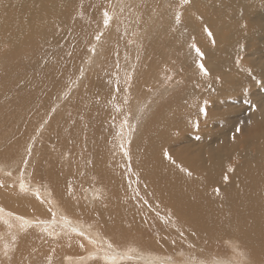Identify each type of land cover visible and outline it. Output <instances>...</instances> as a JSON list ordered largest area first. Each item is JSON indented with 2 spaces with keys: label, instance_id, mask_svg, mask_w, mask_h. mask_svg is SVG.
I'll list each match as a JSON object with an SVG mask.
<instances>
[{
  "label": "bare ground",
  "instance_id": "bare-ground-1",
  "mask_svg": "<svg viewBox=\"0 0 264 264\" xmlns=\"http://www.w3.org/2000/svg\"><path fill=\"white\" fill-rule=\"evenodd\" d=\"M111 1L113 4L110 3V6L115 11L120 8V3L122 4L123 0ZM127 1L133 5L137 2V0ZM199 1L208 10H212V13H209L210 17L196 19L199 23L201 22L202 26L211 27L213 30L212 37H206L207 39H204L205 43H200L199 45L200 51L204 55L203 61H200L203 62L208 70V75L207 77L205 75L204 77L198 76L196 82L185 81L191 76L194 77L197 72L194 69L190 71L184 69L183 72H180L184 76L183 81L181 79L182 82L176 83L173 80L172 88L170 84L162 85V87L155 88L154 94H157L156 92L159 90L157 96H160L161 93L169 91L171 88L179 93L178 97H181L182 102L185 103L184 106L187 107L192 102L201 100L205 107L210 110V115L217 112V109L223 104V102L218 101L220 97L224 99L225 96L231 95L241 100L237 108L245 107V111L251 112L253 111L252 105L256 106L253 111L255 114L247 116V121H251V123H248L250 126L248 124L246 126L245 124L242 125L246 128L241 131L243 135L240 133L235 134V127L227 129L224 134H226L229 142H225L226 138L220 139L224 134L211 139H206L203 136L193 137L187 135L179 139L178 136L172 137L169 135L171 125L168 126L170 130L168 129L164 133L160 132L167 126L166 122L169 120H164L165 122L157 120L153 126H146L144 124L146 123V118L144 121L137 117L131 118L133 125L138 126L133 132L137 138V145H133V150L126 151V157L118 156L116 163L118 166H123L124 160L128 158L127 169L124 165V170L121 171H127L128 173L129 185L124 187L128 193L134 191V189L139 191L144 201L139 198L135 200L137 197L131 196L134 198L132 199V205L134 203L136 205L132 207L130 204L129 207L131 209L129 211L125 209V211H128L127 215H130L129 221H126L128 220L126 216L121 215L119 220L115 222L108 220L107 223L105 220L98 222V215L101 205L104 206L107 212L108 210L111 212L109 208L113 204L108 200L111 199L112 190L114 184L117 185L118 178L116 177V179L115 175L111 173H106L105 177L111 182L103 183L100 179L92 180L89 175L85 176L84 172L88 173L86 161L79 157L82 156V153L79 154L75 151L79 147L77 145L69 147L67 142H63L65 132L68 129L54 124L51 119H48L51 120L50 123H48V120L46 122L43 121V125H40L43 131L51 128L47 131L50 134L47 132L44 133L46 135L43 132L41 133L46 139L50 140V137L56 132L53 137L56 147L54 148V154H50H52L54 159L61 158L62 160L66 158L67 162L69 161L70 166L62 164L65 173L68 170L70 173L75 170L80 171H78L76 177L60 174L56 178L55 174H53L51 181L54 184H51V188L59 187V183H65L66 180L70 182V187L68 188L69 201L67 198V202L64 204L58 199L56 201L58 209L53 210L40 199L43 196L42 192H38L39 198H37V195L33 196L27 192L28 201H22L19 198L10 200L9 193L7 194L5 191L10 187L15 188L14 182L4 178L7 182L1 183L3 177L0 176V190L2 193L0 195L2 196L0 197V209H2L0 211V219L11 222L9 223L11 227L8 224H0V264H21V261L30 254H36V258L31 260L32 262L25 264H230L238 257L232 252L230 247H228L227 255L212 251L217 242L224 243L226 238H229L226 240L234 241L240 246L238 251L245 253L243 259L246 264H264V132L255 131L257 127L255 123L264 122V64L247 62V65H244L243 60L246 59L240 50L243 40L247 39L250 34H260V31H264V0H256L255 2L237 0V6L234 10L229 9L227 5L232 4L236 0ZM257 1L261 2L258 4V6L262 7L260 12L255 5L258 3ZM108 4H106L107 7ZM67 5L66 0H0V51L4 46L8 47L1 51L0 55L16 52L19 48L26 46L25 44L33 41L39 42L44 50L56 46H59L61 50L66 45L72 47L69 30H66L62 14L63 12L65 14L64 10H66ZM165 5L167 4L165 3ZM194 9V7L190 9V12L194 13ZM66 14L68 13L66 12ZM69 15L71 14L69 13ZM216 16L226 24V31H221L220 27L216 25L217 23L211 24V21ZM258 16L261 19L260 23L257 22ZM150 17L151 20L154 19V16ZM166 17L163 24L166 25L165 27L163 25H155L153 24L154 22L151 23L150 21L149 31L159 30L165 34L168 33V41H171L170 36H173L174 32H170V29H174V23L169 16ZM238 20H241V29L234 30L230 35V24ZM195 21L192 24L188 22L189 26L186 28H195ZM131 23L133 24V22ZM137 24H135L136 27ZM62 26L64 29H62ZM58 27H61V30ZM130 27L132 28V25ZM106 34L110 35L108 32ZM261 38L260 40L264 41V37ZM173 46L172 50H167L168 53L174 52L175 54L178 51L177 44H173ZM52 52L54 54V51ZM87 54L83 61L90 62L86 66L89 70L86 73L83 72L84 70L82 71V76L79 79L82 82L78 80V83L73 84L71 88L74 87V90L69 88V92L65 96L66 100L74 99V93L79 90L80 86L85 84L86 74L91 75L92 73L94 75L97 72V68L94 67L99 65V62H97L99 54L96 51L92 56L88 51ZM254 54L257 60L261 59L264 61V45L257 47ZM50 55L48 52L47 57L34 62L30 61L29 63L31 64L28 65L27 72L25 71L27 75L21 73V71L16 77L14 70H10L9 73L13 75L9 74V76H15L14 80H18L21 83L17 86L22 89H32L33 94L40 93L42 89L49 92L47 85L44 87L40 84V82L42 84L44 82L37 75H35V81L40 82H36L35 86L30 88V78L28 76L29 72L47 69L40 72L39 75L53 82V76L44 75L51 68L49 67L51 66L50 63L54 62L55 56L49 57ZM192 56V54H185L184 63L191 64L190 59ZM174 57L173 61L176 62ZM153 67L154 63L152 62L151 68ZM89 75L86 77L89 78ZM134 76L138 80L139 74L136 69ZM221 78L224 81L222 85L220 84L223 81L219 82ZM246 84L254 87L252 94H250L251 92L248 94L252 97V101L247 96L245 98L241 96L245 91ZM182 86L183 89L181 88ZM104 88L111 89V87L107 86ZM104 88L100 89L102 95H104ZM99 96L101 95L99 94ZM115 96L117 97L116 94ZM133 96L135 95L133 94L132 98H134ZM157 96L155 97L156 99ZM104 97L106 95L101 96L99 101L94 98L98 102L95 101L93 107L99 109L100 117L103 116L108 106ZM110 97L112 98V95ZM62 98L63 96H61ZM156 99H152V101L155 102ZM78 100L79 98L77 97ZM116 100L121 99L117 97ZM205 101H207L206 104ZM243 101L245 102L243 103ZM246 101L248 104H246ZM75 103L77 102L75 101ZM101 103H105L106 107L103 108L104 106ZM242 104L244 107H242ZM57 106L59 105H55V111L59 112L60 110ZM164 106L157 105L156 107L161 112L162 109L166 110ZM136 107L144 109L146 104L143 106L139 104ZM117 109L118 106H115L111 110L122 114ZM61 113H58L59 116ZM145 114L143 113V115ZM252 115L253 117H251ZM98 122L101 123V119ZM247 126L250 128L248 129ZM146 128L152 129L143 136ZM31 133L29 132V134ZM13 134L11 132V134L4 135L3 138L13 140ZM41 134L39 133L37 140L42 141V145H45ZM231 134H235V140L232 139L233 135ZM35 135L36 133L33 132L29 139ZM163 139L166 140L165 144L161 143ZM214 143H217L215 147L210 146V144ZM15 149L16 147L9 149L7 145L1 142L0 172H5L8 168L14 166L9 157ZM65 151H69V155L62 157L66 156L63 155ZM165 151L168 152L169 158H165ZM183 152L188 161H183ZM111 153H115V149H112ZM129 158L131 159V165ZM34 159L35 157L32 158V160ZM41 160L38 159V162L40 163ZM14 162H17V159ZM62 162L64 163V161ZM39 168L37 167V169ZM230 168L231 171L229 170ZM133 169L136 173H134ZM131 171L132 175L129 174ZM80 177L85 180L83 185L76 182V179ZM12 178L16 185L17 179L15 177ZM21 182H23L25 188L30 189L28 191L34 192V189L27 186V182L25 183L22 179L19 183L21 184ZM118 183L121 185V180ZM63 188L59 187L58 189L62 191ZM16 189L13 191L18 192ZM217 189L219 192L216 191ZM35 192L37 191L35 190ZM121 195L123 196V194ZM127 198L129 197L127 196ZM124 201L127 202L126 198ZM124 203L121 199L114 205L123 206ZM158 204L162 206V211H170L168 217L163 218L160 215L161 211L157 209ZM174 208L178 210V215L171 213ZM25 210L27 213H25ZM51 211L55 213L54 221H48L46 217ZM123 213L125 214V212ZM136 213L140 215V218L136 216ZM38 216L42 217L39 221H46L47 223L38 224ZM16 217H23L31 226L21 228L22 222L17 220ZM86 219H88L89 224H79ZM66 221H73L76 224L66 223ZM146 222L151 225L148 227L147 224H144ZM144 226H147L151 232H156V234L147 235ZM44 228H47L48 232L43 231ZM72 228L82 231L84 236L77 235L76 232L71 230ZM48 233H51V235ZM90 240L95 241V243H91ZM109 243L112 245L111 249L107 247ZM5 252H7V255H5ZM105 257L108 258L106 259ZM239 258L241 259V257ZM123 261L124 263H119Z\"/></svg>",
  "mask_w": 264,
  "mask_h": 264
},
{
  "label": "rangeland",
  "instance_id": "rangeland-1",
  "mask_svg": "<svg viewBox=\"0 0 264 264\" xmlns=\"http://www.w3.org/2000/svg\"><path fill=\"white\" fill-rule=\"evenodd\" d=\"M66 1L68 5L66 6V10H64L65 14L64 12L62 14L64 17L66 30H69L72 47H70V45L69 47L66 45L63 46L61 50L59 46H56L44 50L39 42L33 41L25 44L26 46L19 48L18 50H16V52L0 55V57L2 56L0 58V144L1 142H3L8 146L9 149L12 147H16V149L9 157V160L14 163V166L8 168V170H6L5 172H0V176L3 177L4 181H1V183L7 182L6 180H12L11 182H14L15 188L10 187L6 191L4 190L7 194L9 193L8 195L10 200L19 198L22 201H28L26 196L27 192H29L33 196H36L38 192H42L43 196L40 199L43 200L51 210L58 209V206L56 204V201L58 199H60L62 203L66 204L69 195V180H66L65 183H59L60 185L58 184L59 187H64L61 191L60 189H58L59 187L51 188V184H54L51 181V178H53V174H55L56 178L59 177L60 174L64 176H66L67 174L69 176L76 177L78 175V171L80 170H75L71 173L68 170L66 171L67 173H65L64 166L62 164H64L65 166H70L71 164L69 163V161L67 162L66 158H63L62 160L61 158H53L52 154H54V148L56 147L53 137L56 132L50 137V140H48L44 136L46 135L44 133H46L51 128L47 131H43L40 128L44 122H46L48 119H51L52 121H54V124L63 126L64 128L68 129V131L65 132L63 142H67V145L69 147H71L72 145H77L79 147L75 151L79 154L82 153V156L79 157H82V160L86 161L88 173L84 172L85 176L89 175L92 180L100 179L103 181V183H109L111 182V180L106 178L105 175L106 173H111L115 175L114 177H117L119 181L121 180L122 184L120 185L118 183V179L116 178L117 185L114 184L112 196L110 197L111 199L108 200L113 204V206L109 208L111 212L109 210L107 212V210L104 209V206L101 205L98 215V222L102 220H105L106 222L108 220L115 222L116 220H119V216L121 215L126 216V218H128V220L126 221H129L130 215L128 216L127 214L129 209H131V207H129L130 204L132 205L133 203L132 199L134 198L132 197H137V199L135 200H138L139 198L142 199V201H144V198H142L139 191L135 189L134 191H131L132 193L127 192L124 186L129 185L128 173L127 171H121L124 170V165L127 169L129 161L128 158H126L124 160V165L118 166L116 163V158L118 156L126 157V151L133 150V145H137V138L133 134V132L135 131V129H137L138 126L133 125L132 119L137 117L144 121V119L146 118V123H144L146 126H153V124L157 122V120H159V122L169 120L168 122H166L167 126L164 128V130L160 131L161 133L166 132L169 129L168 126L171 125L172 127L169 135L172 137L178 136V138L181 139L182 137L187 135L193 137L203 136L206 137V139H211L216 138L219 135H223L227 131V129H232L237 125L241 127L243 124H245L246 126V124L249 123L247 121V116L255 113L253 111H245V107L243 106V104L242 107L244 108H237L241 100L228 95L225 96L224 99L220 97L218 101L223 102V104L219 109H217V112H214L212 115H210V110L205 107L204 103L201 100L192 102L186 107L184 106L185 103L182 102L181 97H178L179 93L171 89L173 86V80H175L176 83L183 81L184 76L180 74V72H183L184 69L189 71L191 69H194L197 72L194 77L191 76L189 77L190 80L185 79V81L196 82L198 76L204 77V75L199 73V68L196 65L197 60L203 61L204 55L202 58L197 56L195 50L193 51L191 45L195 44L200 49V43H205L204 39H207L206 37H208V35L205 33L204 28L207 26H202L201 22L199 23L196 19H201L202 17L208 16L210 17L212 10H208L206 6L199 0H189V2L186 4L182 3L181 0H137L135 5L129 3V1L127 0H123L122 4L120 3V8L115 11L110 6L111 4H113L111 0ZM211 1L215 2L218 0ZM250 1L255 2L256 0ZM193 2L195 3L193 4ZM257 2L258 3H256L255 5L260 12L262 10V7L258 6V4H260L261 2ZM165 3L167 5H165ZM106 4H108V7ZM104 6L107 8L105 9ZM236 6L237 0L232 4L227 5V7L231 10H234ZM193 7L195 8L194 13H191L190 9H192ZM66 12L68 14H66ZM104 12H107L111 17L107 26H105L103 22ZM69 13L71 15H69ZM177 13L180 14L179 22L176 21ZM149 15L152 17L154 16V19L151 20V17ZM166 16H169L174 23L175 31L172 28L170 29V32H174L173 36H170L171 41H168V33L165 34L163 31L159 30H153L152 32L149 31L150 21L151 23L154 22L153 24L155 25H163L165 19L167 18ZM220 20L221 19L216 16L211 21V24L217 23L216 25L220 27L221 31H226V24L222 20ZM260 20V16H258L257 22L260 23ZM194 21L196 25L195 28L197 30L195 28H186L189 26L188 22L192 24ZM240 21L241 20H238L230 24V35L234 30L241 29ZM131 22H133L134 26ZM136 23L139 24H137V27L135 26ZM131 25L132 28L130 27ZM114 26H116V28H114ZM165 26L166 25H163V27ZM178 28L183 29L179 30ZM207 28L212 33V28ZM58 29L61 30V27H58ZM62 29H64L63 26ZM107 32L110 33V35L106 34ZM260 32V34H250L247 39L243 40V45L241 46L240 50L242 51V55L246 59L243 60L244 65H247V62L264 64V61L258 59L259 61H261L259 62L256 58V55L254 54V51L257 49V47L264 45V41L260 40L262 39L261 37H264V31ZM177 35L178 37H176ZM97 37H99V39H97ZM135 37H137V39H135ZM173 44H177L179 48L178 51L175 52V54L173 51H170L173 53H168L167 50H172L174 48ZM180 45H182L183 47ZM7 48V46H4L1 51H4ZM52 51H54V54ZM87 51L91 56L95 51L97 54H99V58L97 59L99 65L97 67H94L97 68V72H95L94 75H92V73L91 75L88 74L89 78H87L88 75L86 74L84 79L85 84L83 86H80L78 90L80 93L77 91L74 93V99L66 100L65 96H67L69 88L74 90L75 88H71V86L81 81L79 79L81 78L82 73H86L89 70L86 66L89 65L90 62L83 61V59L88 55ZM185 51L186 53H184ZM48 52L51 54L49 57H55L54 62L50 63L51 66L49 67L51 68L48 67V73L45 72L44 75L48 77L53 76V82L48 81L39 75L40 72H43L47 69L39 70L37 72H29L30 74L28 73V77L30 78V88L35 86L34 84L36 82H40L35 81V75H37V77L39 76L40 78H38L41 81L43 80L44 82L43 84L40 82V84L44 87H46L47 85V88H49V92L42 89L40 90V93L33 94L32 89H30V91L29 88H19L17 85H20L21 83L18 82V80H14V78H16L21 71V73H25L27 75V67L29 64H31L29 62H34L35 60L47 57ZM185 54L193 55L190 59L191 64L184 63ZM173 57L176 62L173 61ZM182 58L184 59L182 60ZM152 62L154 63L153 68H151ZM135 69L139 74L138 80H136V77L134 76ZM10 70H14L16 77L9 76V74L13 75L12 73H9ZM220 81H223V79L221 78L219 82ZM167 84L171 85L169 91H164L160 96H157L159 90L156 92L157 94H154L155 88L162 87V85ZM222 84H224V81L220 85ZM106 86L111 87V89H105L104 87ZM101 88H104V95H102V92L100 90ZM181 88L183 89V86ZM253 89V85L250 86L249 84H246L245 91L241 95L242 98H245L247 96L248 99L252 101V97L248 94L250 92V94H252ZM55 91L57 92L55 93ZM113 91L114 95L112 94ZM42 92H44V94H42ZM107 92L111 94H108ZM98 93L101 96L106 95L107 97H104V99L107 100L108 106L104 111L102 117L99 116V109L97 107H93L94 102L101 99V96H99ZM115 94L121 100H116L117 97L115 96ZM133 94L135 95L133 96L135 99L132 98ZM109 95H112V98ZM61 96H63L62 99ZM156 96L157 99L155 98ZM77 97L79 98L78 101ZM94 98L97 100H95ZM152 99H156V101L153 102ZM75 101L77 103H75ZM244 102L245 101H243V103ZM56 104L59 105L57 106L59 107V112H62L60 116L58 114L59 112H57V110L55 111ZM101 104L102 106H104L103 108L106 107L105 103ZM139 104L141 106L146 104V107L144 109H142L141 107L137 108L136 106H138ZM246 104H248V102ZM157 105H165L164 107L166 110L162 109L161 112L158 111L156 107ZM194 105L196 106L193 107ZM115 106H118L117 110H120L122 114L117 111L111 110L114 109ZM200 106L205 107L206 115L199 112ZM51 109L53 112L51 111ZM142 112L146 114L143 115ZM251 117H253V115ZM99 119H101V123L98 122ZM51 120H48V123H50ZM255 124V126H257L255 131L263 133L264 122L261 121V123L257 122ZM248 125L250 126V124ZM245 126L241 127L242 131L246 129ZM249 126H247L248 129L250 128ZM13 129L15 132L13 131ZM151 129L152 128H146V132L143 136H145ZM11 132L14 133L12 135L13 140L5 139V137L3 138L4 135L11 134ZM29 132L32 133L29 134ZM33 132H35L36 135L29 139L30 135H32ZM42 132L44 135L41 134ZM39 133L41 134L45 145H42V141L37 140ZM47 133L50 134V132ZM242 133L243 132H241L240 134L243 135ZM17 137L19 138L17 139ZM225 138L226 134H224L220 139ZM225 142H229L228 138H226ZM161 143L165 144L166 140L163 139ZM216 144L217 143L210 144V146L212 145L215 147ZM240 144L242 145V143ZM112 149H115V153L113 154L111 153ZM69 151H65L63 155L66 156L62 157H67L69 155ZM33 157H35L34 160H32ZM182 158L183 161H188L187 157L184 155V152L182 153ZM15 159H17V162H14ZM38 159H42L40 163L38 162ZM129 160L131 165V159L129 158ZM25 161H27V163H25ZM62 161H64V163ZM81 165L84 166L83 164ZM37 167L40 168L37 169ZM81 169L83 170V168ZM134 173L136 172L134 171ZM129 174L132 175V171ZM12 177H15L17 179L16 185ZM21 179L25 183L27 182V186H30L32 189H34V192L28 191L30 190L29 188H26L27 190L22 192L19 189V182L21 181ZM76 182L83 185L85 183V180L80 177L76 179ZM16 186H19L18 189H16ZM14 189H16L18 192L13 191ZM35 190L37 192H35ZM1 194L2 193L0 190V195ZM121 194H123L127 202L124 201L125 198ZM127 196L129 198H127ZM121 199L123 200V202H125L123 206L114 205L117 204ZM135 205L136 203H134L132 207ZM161 208L162 206L158 204L157 209L161 211L160 215L163 218L168 217L170 211H162ZM125 209H127L128 211H125ZM123 212H125L126 215ZM25 213H27L26 210ZM53 213L54 212L51 211L49 215L46 216L48 221L55 220V216H53ZM171 213L178 215V210L174 208L171 210ZM42 215L45 216V214L43 213ZM136 216L140 218V215L138 213H136ZM38 217V221L42 219L41 216ZM4 221L6 220L0 219V224H5ZM7 222L8 224L11 223L9 221ZM70 224L76 223L70 221ZM79 224H89L88 219L83 220ZM144 224L148 225L147 222ZM144 228L147 235L156 234V232H151L150 228L148 229L147 226H144ZM226 239L224 240V242L227 241ZM212 251H218L227 255L228 246L225 243L217 242L214 245ZM34 258H36V254H30L28 257H25L23 261H21V264L32 262L31 260H34ZM238 260H240L239 257L235 258V260H233L230 264H236ZM119 263H124V261Z\"/></svg>",
  "mask_w": 264,
  "mask_h": 264
},
{
  "label": "snow or ice",
  "instance_id": "snow-or-ice-1",
  "mask_svg": "<svg viewBox=\"0 0 264 264\" xmlns=\"http://www.w3.org/2000/svg\"><path fill=\"white\" fill-rule=\"evenodd\" d=\"M181 2L186 4V3L189 2V0H181ZM103 16H104V21H103V22H104V25L107 26L108 23H109V21H110V19H111V17L108 15L107 12H104V13H103ZM179 20H180V14L177 13V14H176V21L179 22ZM204 31H205V33H206L210 38L212 37V33H211V31H210L207 27L204 28ZM97 39H99V37H97ZM191 47L195 50L197 56H199V57H201V58L203 57V53L200 51V49H199L195 44H192ZM196 64H197V67L199 68V71H200V73H201L202 75H205V76L208 75V70L206 69V67H205V65H204L203 63H201L199 60H197V61H196ZM258 83H259V82H258ZM206 103H207V101H205V104H206ZM246 103H247V101H246ZM255 109H256V106H255V105H252V110L254 111ZM199 112H200L201 114H205V115H206V109H205V107H204V106H200V107H199ZM249 123H251V121H249ZM241 131H242L241 127H240L239 125H237V126L235 127V134H239V133H241ZM235 134L232 136V139H233V140H235ZM29 154H30V149H29ZM125 155H127V153H125ZM164 156H165V158H169V154H168L167 151H165ZM25 163H27V161H25ZM229 170L231 171V168H230ZM225 179H227V177H225ZM20 190H21L22 192H24V191L27 190V189L25 188L23 182H21V184H20ZM216 191L219 192L218 189H217ZM37 198H39L38 193H37ZM0 211H2V209H0ZM53 216H55V213H53ZM16 219L22 222V223H21V228L31 226V225L29 224L28 221H26V220L23 219V217H16ZM4 223H5V224H8L7 221H4ZM37 223H38V224H46L47 222H46V221H37ZM66 223H70V221H66ZM8 226L11 227L10 224H8ZM71 230H72L73 232H76V234L79 235V236H84V233H83L82 231H78L76 228H72ZM43 231L48 232V229H47V228H44ZM48 234L51 235V233H48ZM90 242H91V243H95V241H91V240H90ZM224 243H225L228 247L231 248L232 252H233L236 256L241 257V259L238 260V261L236 262V264H246V261L243 259V257L245 256V253L242 252V251H238V249H239L240 246H239L237 243H235L234 241H231V240H227V241H225ZM81 247H83V245H81ZM107 247H108L109 249H111V248H112V245L109 243V244L107 245ZM5 255H7V252H5ZM105 258L107 259L108 257H105Z\"/></svg>",
  "mask_w": 264,
  "mask_h": 264
}]
</instances>
